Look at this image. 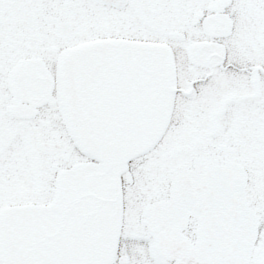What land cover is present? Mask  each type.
Returning a JSON list of instances; mask_svg holds the SVG:
<instances>
[{
  "label": "snow or ice",
  "instance_id": "6c2138e0",
  "mask_svg": "<svg viewBox=\"0 0 264 264\" xmlns=\"http://www.w3.org/2000/svg\"><path fill=\"white\" fill-rule=\"evenodd\" d=\"M0 264H264V0H0Z\"/></svg>",
  "mask_w": 264,
  "mask_h": 264
}]
</instances>
